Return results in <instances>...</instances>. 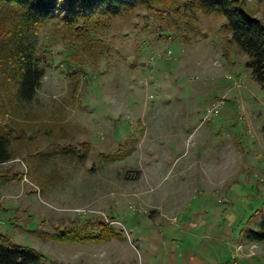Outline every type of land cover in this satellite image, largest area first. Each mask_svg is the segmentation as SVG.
<instances>
[{"label":"rangeland","instance_id":"obj_1","mask_svg":"<svg viewBox=\"0 0 264 264\" xmlns=\"http://www.w3.org/2000/svg\"><path fill=\"white\" fill-rule=\"evenodd\" d=\"M184 3L50 20L30 103L0 66V233L48 264H264V86Z\"/></svg>","mask_w":264,"mask_h":264},{"label":"trees","instance_id":"obj_2","mask_svg":"<svg viewBox=\"0 0 264 264\" xmlns=\"http://www.w3.org/2000/svg\"><path fill=\"white\" fill-rule=\"evenodd\" d=\"M263 1V0H257ZM163 0H0L1 73L17 82V94L24 103L32 102L45 76L38 53L39 30L58 18L80 34L87 23L98 17L115 18L138 7L153 8ZM249 0H185L184 8L220 13L230 32V40L246 55V65L257 82L264 86V20L248 5ZM167 10L162 19L175 12ZM177 24V23H175ZM1 130V129H0ZM9 138L0 131V163L11 158ZM255 239H264L263 228L252 231ZM48 257L30 246L12 242L0 233V264H48ZM49 264H59L50 261Z\"/></svg>","mask_w":264,"mask_h":264}]
</instances>
